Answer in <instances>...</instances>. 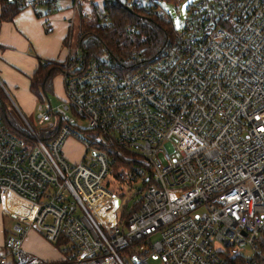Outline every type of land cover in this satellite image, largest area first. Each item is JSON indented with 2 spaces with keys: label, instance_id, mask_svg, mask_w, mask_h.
<instances>
[{
  "label": "built area",
  "instance_id": "built-area-1",
  "mask_svg": "<svg viewBox=\"0 0 264 264\" xmlns=\"http://www.w3.org/2000/svg\"><path fill=\"white\" fill-rule=\"evenodd\" d=\"M58 1L0 0L30 9L46 33L53 14L71 12L54 61L64 97L37 115L39 129L12 131L0 97V201L10 192L34 207L14 219L0 264H230L236 254L264 264V0H193L154 53L100 58L70 47L80 0ZM157 1L128 7L170 18ZM70 137L82 148L74 162L62 149ZM123 185L140 189L131 208L120 207ZM102 201L114 222L97 219ZM31 228L60 259L23 250Z\"/></svg>",
  "mask_w": 264,
  "mask_h": 264
},
{
  "label": "crops",
  "instance_id": "crops-1",
  "mask_svg": "<svg viewBox=\"0 0 264 264\" xmlns=\"http://www.w3.org/2000/svg\"><path fill=\"white\" fill-rule=\"evenodd\" d=\"M9 10L14 12L13 16L10 19L2 18L3 7L0 5V71L9 84H19L18 96L22 105L26 106L27 103H32L31 101L37 97L30 91V81L40 65V60L42 62L45 60L59 61L66 56L67 23L71 12L65 10L64 12L67 13L65 17L61 16L62 10L53 14L51 16L53 31L46 33L43 28V21L37 18L30 9L15 11L10 8ZM58 80L59 83L62 82L60 73L51 78L50 91L54 90V84ZM0 94L4 96L1 88ZM73 141L81 147L77 141ZM24 206L28 205L10 192L2 194L0 201V244L3 243L7 231L11 228L14 219L20 216ZM34 238L45 243L36 232L29 230L23 240V247L24 245L29 246L30 240ZM60 258L61 255L57 259ZM57 259L48 258L45 260Z\"/></svg>",
  "mask_w": 264,
  "mask_h": 264
},
{
  "label": "trees",
  "instance_id": "trees-1",
  "mask_svg": "<svg viewBox=\"0 0 264 264\" xmlns=\"http://www.w3.org/2000/svg\"><path fill=\"white\" fill-rule=\"evenodd\" d=\"M164 1L178 3L180 0ZM102 2V8L92 4L90 15L82 20V37L79 41L87 58H100L108 53L126 54L133 49L150 55L174 32L171 19L158 16L151 9L146 13L141 6L130 8L128 0H102ZM158 6H161L159 1L150 5L153 8ZM9 9L3 8L2 18L10 19L13 16L14 12ZM103 16H106V20L101 23ZM128 25L134 27V32L127 30ZM59 73H61L59 64L48 60L41 62L31 77L30 91L41 98V93L47 94L50 91L51 78ZM5 121L12 131L20 130V124L7 112ZM230 264H243V257L239 254L234 255L230 258Z\"/></svg>",
  "mask_w": 264,
  "mask_h": 264
},
{
  "label": "rangeland",
  "instance_id": "rangeland-1",
  "mask_svg": "<svg viewBox=\"0 0 264 264\" xmlns=\"http://www.w3.org/2000/svg\"><path fill=\"white\" fill-rule=\"evenodd\" d=\"M193 0H180L178 3H173V1H162L159 0V3L163 7V9L169 13L170 19L172 21V24L175 26V29H180L187 18L188 13V5ZM60 6L66 7L69 6V0H59L58 1ZM80 7L78 10H76V13L74 15V22H73V28H72V34H71V40H70V47L72 49L78 48L80 45L78 32L79 29L82 28V23L80 14L81 12H85L87 15L85 17H88L90 15V9L92 8V4H97L99 8H102L103 2L102 0H80ZM65 10H62L61 16L65 17L67 15ZM68 42H65V45H67ZM42 61L40 60V63ZM0 88L4 94V107L6 112L10 115V117L17 121V123L20 124L21 127H27V124H30L34 129L38 130L40 126H38V120L37 115L48 109L51 105L52 107H55L56 104L60 103L62 98L64 97V90H63V83L59 80L54 84V90L48 91L47 94L41 93V98L36 97L34 101H31L32 103H27L26 106L22 105L20 102V98L18 96V92L20 90L19 84H9L5 77L3 76V73L0 71ZM81 125L85 128L86 122L81 121ZM21 133V132H19ZM82 133V132H81ZM74 138L70 137L66 140V142L63 145V154L64 156L69 159L70 161H78L80 159V152L81 147L74 142ZM76 141V140H75ZM111 188L115 191H117V186L112 185ZM139 187L133 186H122V191H118L119 194H121V208L125 205L128 208H131L136 201L139 199L140 195V189ZM118 201L115 200V204H117ZM34 207L33 206H24L23 210L20 212L19 218L23 221H29L31 218V215L33 213ZM96 212L98 213V220H100L103 223H112L115 221L114 218V212H111L110 206L108 202L102 201L99 205L96 206ZM117 213V212H116ZM117 216L119 218L120 216V209L118 210ZM31 232H36L45 243H42L40 240L34 238L31 239L29 242V246H22L23 250L27 253L33 254L37 256L38 258L45 260L48 258L57 259L59 254V250L45 239V237L37 231L35 228L30 229ZM27 235V234H26ZM215 247L220 250H224L225 247L221 244L216 242ZM247 248L245 249V252L247 253ZM45 252V253H44ZM44 254V255H43ZM44 258V259H43ZM154 264H158L156 261H154Z\"/></svg>",
  "mask_w": 264,
  "mask_h": 264
},
{
  "label": "water",
  "instance_id": "water-1",
  "mask_svg": "<svg viewBox=\"0 0 264 264\" xmlns=\"http://www.w3.org/2000/svg\"><path fill=\"white\" fill-rule=\"evenodd\" d=\"M116 201H119V199H116Z\"/></svg>",
  "mask_w": 264,
  "mask_h": 264
}]
</instances>
